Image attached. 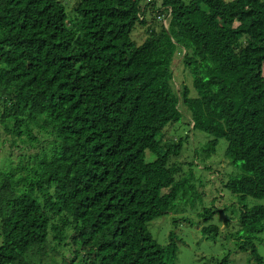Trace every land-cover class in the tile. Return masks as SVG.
<instances>
[{
    "label": "trees",
    "instance_id": "16d2710c",
    "mask_svg": "<svg viewBox=\"0 0 264 264\" xmlns=\"http://www.w3.org/2000/svg\"><path fill=\"white\" fill-rule=\"evenodd\" d=\"M185 114L212 136L202 161L226 140L240 248L264 264L245 203L264 199V0H0V131L32 155L0 172V264H175L146 224L202 196L182 137L161 142Z\"/></svg>",
    "mask_w": 264,
    "mask_h": 264
},
{
    "label": "rangeland",
    "instance_id": "374dc122",
    "mask_svg": "<svg viewBox=\"0 0 264 264\" xmlns=\"http://www.w3.org/2000/svg\"><path fill=\"white\" fill-rule=\"evenodd\" d=\"M62 1L65 3L67 13L70 12L73 0ZM155 1L156 5L160 4V0ZM161 23L165 24V20L162 19ZM135 28L130 37L139 44L145 36L144 28L143 26H135ZM178 63L179 58L176 56L175 63L171 67L172 84L175 88L181 82L190 85L188 72ZM187 121L188 115L185 114L178 121L168 123L163 129L161 142H174L178 137H182L180 156L177 160L190 162L189 158L192 155L194 161L191 162L194 165L191 169L197 180L200 179L203 183L197 187L202 196L196 199L194 204H189L190 198H176L174 200L176 208L150 220L146 228L160 245L169 242V235L174 236L172 240L176 244V256L173 260L175 264H219L223 257H227L228 263L252 264L249 249L240 248L244 235L237 225L240 203L222 185L225 176L239 173L238 168L224 155L226 140L218 138L214 153L202 161L198 158L200 157L198 149L212 136L204 131L191 130V122ZM184 136L187 137L183 138ZM25 147V144L19 142L10 145L7 136L0 131V172L7 171V166L29 159L26 157L29 152L24 150ZM33 151L34 149L30 150ZM145 152L147 161L155 157L150 152ZM208 166L211 168H206ZM181 168L185 169V165H181ZM184 202L187 204L183 205ZM245 203L264 205V199L248 197ZM208 224L218 227L216 234L202 232L201 228ZM262 224L264 228V220ZM253 243L258 254L264 259V230L257 234Z\"/></svg>",
    "mask_w": 264,
    "mask_h": 264
},
{
    "label": "clouds",
    "instance_id": "9594fccd",
    "mask_svg": "<svg viewBox=\"0 0 264 264\" xmlns=\"http://www.w3.org/2000/svg\"><path fill=\"white\" fill-rule=\"evenodd\" d=\"M162 19H164V18H162ZM164 20H165V19H164ZM165 24H166V22H165ZM165 24H164V25H165ZM7 138H8V140L10 141V138H9L8 136H7ZM19 143H20V142H19ZM15 144H16V143H15ZM15 144H14V145H15ZM21 144H24V143H21ZM34 151H35V150H34ZM27 161H31V158L27 159Z\"/></svg>",
    "mask_w": 264,
    "mask_h": 264
}]
</instances>
